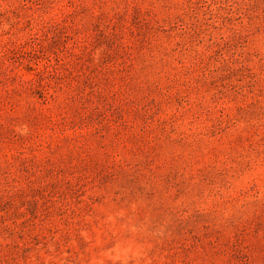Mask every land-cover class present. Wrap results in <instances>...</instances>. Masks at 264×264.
<instances>
[{
	"label": "rangeland",
	"instance_id": "374dc122",
	"mask_svg": "<svg viewBox=\"0 0 264 264\" xmlns=\"http://www.w3.org/2000/svg\"><path fill=\"white\" fill-rule=\"evenodd\" d=\"M0 264H264V0H0Z\"/></svg>",
	"mask_w": 264,
	"mask_h": 264
}]
</instances>
